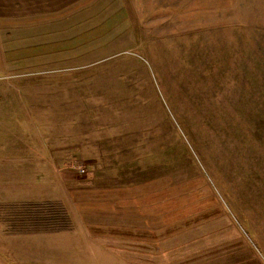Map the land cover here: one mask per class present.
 Listing matches in <instances>:
<instances>
[{
  "label": "rangeland",
  "instance_id": "1",
  "mask_svg": "<svg viewBox=\"0 0 264 264\" xmlns=\"http://www.w3.org/2000/svg\"><path fill=\"white\" fill-rule=\"evenodd\" d=\"M1 144L0 264H264V0H0Z\"/></svg>",
  "mask_w": 264,
  "mask_h": 264
},
{
  "label": "crops",
  "instance_id": "2",
  "mask_svg": "<svg viewBox=\"0 0 264 264\" xmlns=\"http://www.w3.org/2000/svg\"><path fill=\"white\" fill-rule=\"evenodd\" d=\"M24 147L17 145L6 146L4 144L0 145V167H19L24 165H33V161H38L40 163L41 160V148L40 146H31V155L29 160H25V150ZM3 172V171H2Z\"/></svg>",
  "mask_w": 264,
  "mask_h": 264
}]
</instances>
